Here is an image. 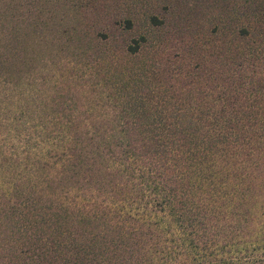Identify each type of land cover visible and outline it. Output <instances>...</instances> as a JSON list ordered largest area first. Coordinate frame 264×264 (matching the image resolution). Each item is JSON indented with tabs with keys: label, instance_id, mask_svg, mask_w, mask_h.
Here are the masks:
<instances>
[{
	"label": "trees",
	"instance_id": "16d2710c",
	"mask_svg": "<svg viewBox=\"0 0 264 264\" xmlns=\"http://www.w3.org/2000/svg\"><path fill=\"white\" fill-rule=\"evenodd\" d=\"M9 1L0 0L2 88L32 74L36 58L24 43L39 29L23 31V21L11 29ZM198 1L210 29L195 48L214 51L176 52L180 36L149 17L157 36L131 39L121 58L142 55L152 66L128 70L133 94L119 112L77 111L59 81L38 103L27 101L40 110L28 115L25 177L12 179L0 208L7 264H111L109 254L119 264H159L174 238L209 239L222 258L264 264V0ZM63 26L50 40L64 46L61 58L89 67L109 57L113 37L102 35L100 52Z\"/></svg>",
	"mask_w": 264,
	"mask_h": 264
},
{
	"label": "rangeland",
	"instance_id": "374dc122",
	"mask_svg": "<svg viewBox=\"0 0 264 264\" xmlns=\"http://www.w3.org/2000/svg\"><path fill=\"white\" fill-rule=\"evenodd\" d=\"M9 4L11 29L15 23L21 21L23 31L27 25L30 28L34 23L39 29L32 33L34 40L26 39L24 43L27 51L36 58V63L31 65L32 74H26L27 76L19 79L22 80L20 85H15L12 81L8 87L0 86V208H7L6 202L12 187V179L25 177L26 174L23 161L27 149L24 148V144L26 136L35 124L30 121L28 115L40 110L37 106L36 109L27 107L29 99H36L38 103L52 93L55 81H59L64 89L76 95L75 101L79 112L98 114L113 108H116V112L122 110L124 94L133 92L132 78L128 76V70L137 65L142 67L152 65H148L146 57L142 55L128 58H121V55L131 39L144 34L157 36V29L151 28L148 24L149 17L153 15L165 22L164 29L160 32L168 33L171 30V34L180 36V41L177 38L173 41L180 42L176 44V47L180 46L176 52L186 54L188 50L192 54H203L214 51L203 44L195 48L199 43L193 39L201 35L203 30L205 32L210 29V27L202 29L200 17L206 14L201 11L198 0H10ZM96 16L97 20H103L102 24L94 22ZM125 20H130L133 24L130 31L124 28ZM191 20L193 23H190ZM57 25H66L70 28L69 32L74 35L81 30L84 40L90 41L87 43L91 47L96 46L100 52L104 51L102 44L105 41L102 35L105 34L109 41L113 37L114 42L110 44L111 46H105L109 57L101 63L97 62V65L90 64L89 67L77 63L74 58H61L66 55L64 46L60 47L61 43L50 42ZM63 28L66 29L64 26ZM13 45L15 46V43ZM117 67H122L124 72L115 71ZM150 76L151 73H148L147 79L152 84ZM157 81L164 87L167 86L166 79L159 77ZM157 87L156 85L155 88ZM33 148L32 144L30 160L34 155H38V149ZM7 235L4 231L0 233V264L8 262L7 253L11 241ZM192 241L194 242L188 240L182 242L177 238L171 240L170 244L166 245L175 250L170 255L160 257L159 264H221V259L222 264L246 263L233 260L234 255L227 254L222 258L221 254L212 250L214 243L208 242L211 241L209 239ZM208 247L211 248L207 251L205 248ZM108 256L114 259L111 264H119L120 259L116 255ZM229 259H232V262Z\"/></svg>",
	"mask_w": 264,
	"mask_h": 264
}]
</instances>
